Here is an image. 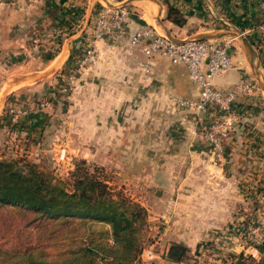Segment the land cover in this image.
I'll list each match as a JSON object with an SVG mask.
<instances>
[{
  "label": "crops",
  "instance_id": "crops-1",
  "mask_svg": "<svg viewBox=\"0 0 264 264\" xmlns=\"http://www.w3.org/2000/svg\"><path fill=\"white\" fill-rule=\"evenodd\" d=\"M120 4L132 11L126 34L105 35L93 46L94 59H108L106 65L99 67L100 71L110 72L109 77L121 81L118 87L122 90L115 97L122 101L129 96L136 97L138 105H146L149 100L154 115L161 118L175 112L174 98L197 96V89L181 63L156 55L149 60L151 73H144L142 64L146 56L138 48L139 51L129 47V35L141 26L153 27L158 33L175 39L198 37L218 43L229 40L232 64L215 77L214 87L225 92L233 84L247 81L253 88L250 94L238 96L230 105L236 120L228 130L221 156L216 155L205 127L226 113L214 105L198 113L182 108L185 116L181 119L186 130L182 135L173 132L169 135V155L180 157L175 154L181 145L176 143L179 138L191 158L186 156L163 164L159 160L158 167L175 164L176 168H182V175L158 179L159 183L175 182L177 192L172 189V193L163 190L156 193L161 194L160 199L173 204L172 208L169 206V216H201L207 231L222 225L225 230L222 236L226 234V237L197 243L191 248L188 243L186 251L190 257L186 259L176 255L181 253L178 247L181 245L173 244L170 246L172 259L165 264H196L197 257L220 243L228 254L237 252L248 255L254 262L262 260L264 34L258 28L263 18L260 0H0V71L9 72L7 79L19 69L28 75L45 73L44 84L25 90L21 98L37 100L43 89H47L48 95L59 92L69 83V77L75 79L76 75L78 79L77 74L87 68H79L77 61L91 46V30L101 7ZM169 5L184 17L182 26L167 18ZM114 52L121 57L118 64L114 63L117 59ZM122 60L136 63L127 64ZM138 112H142L140 106ZM18 118L9 126L10 137L26 135L40 142L36 138L41 133V121L31 118V114ZM192 224L195 226L189 224V231L198 229V224ZM200 226L203 225L200 223ZM243 231L251 232L249 240L237 239L234 235Z\"/></svg>",
  "mask_w": 264,
  "mask_h": 264
},
{
  "label": "rangeland",
  "instance_id": "rangeland-1",
  "mask_svg": "<svg viewBox=\"0 0 264 264\" xmlns=\"http://www.w3.org/2000/svg\"><path fill=\"white\" fill-rule=\"evenodd\" d=\"M129 47L138 50L132 45ZM118 54H113L117 56L116 64L121 62ZM107 60L95 57L94 63L77 74L78 79L75 75V79L69 80L59 92L49 95L47 89H43L37 100L21 98L20 94L44 84L45 73L28 75V72L19 69L7 79L9 72L0 71V159L14 160L20 165L24 160L36 163L41 170L63 179H67L74 161L85 160L92 170L97 169L113 193H122L145 211V223L139 237L142 249L151 247L155 256L145 260L138 257L135 264L169 262L172 259L170 246L173 244L182 246H178L181 250L178 257L189 258L188 249L186 251L188 243L191 248L217 237L222 240L226 234L222 236V225L215 226L214 231H207L204 218L198 215L169 216L168 209L173 204L160 199L161 194L156 193V190L172 193V189L177 192L175 182L168 183L166 180L159 183L158 179L182 175V168H176L175 164L158 167L159 160L163 164L185 159L186 156L191 158L187 155L184 141L179 138L176 143L181 145L175 154L180 157L169 155V135L172 132L184 134L186 124L181 116L184 118L185 114L181 112V107L174 104L175 112L170 117L160 118L154 115L156 113L149 100H146V105H138L136 97L129 96L125 101L115 97L114 94L122 90L118 87L121 81L112 79L108 76L110 72L100 71L99 68L106 65ZM26 75L30 77L26 78ZM45 100L49 101L48 106L43 105ZM20 105L28 110L26 116L31 114V118L41 121V133L36 138L40 142L36 143L33 137L26 135L10 137L9 126L19 118L14 120L8 110ZM139 106L142 112H138ZM192 223L198 224V229L189 231L187 227ZM74 229L72 220L62 223L38 218L22 207L0 204V263L5 262V257L10 254H42L51 259L60 251L75 247L76 240L71 237ZM81 229H78L79 232ZM243 232L234 235L237 239L249 240L251 232ZM202 255L197 257L196 264H264V256L254 262L242 253L228 254L222 243L207 249Z\"/></svg>",
  "mask_w": 264,
  "mask_h": 264
},
{
  "label": "trees",
  "instance_id": "trees-1",
  "mask_svg": "<svg viewBox=\"0 0 264 264\" xmlns=\"http://www.w3.org/2000/svg\"><path fill=\"white\" fill-rule=\"evenodd\" d=\"M167 18L178 26L185 22L172 5L168 6ZM23 162L20 165L0 159V204L22 207L38 218L62 223L72 220L76 229L71 237L76 245L51 259L42 254H10L0 264L137 262L142 250L139 233L146 218L142 207L120 192L113 193L97 169L92 170L85 160L74 161L67 179L41 170L36 163Z\"/></svg>",
  "mask_w": 264,
  "mask_h": 264
},
{
  "label": "built area",
  "instance_id": "built-area-1",
  "mask_svg": "<svg viewBox=\"0 0 264 264\" xmlns=\"http://www.w3.org/2000/svg\"><path fill=\"white\" fill-rule=\"evenodd\" d=\"M263 18L259 30L264 34V0H260ZM132 11L122 4L104 5L99 10L91 30V46L84 51L78 59L79 68L94 63V42L105 35L126 34V27L130 22ZM129 43L137 47L145 56L142 69L146 75L151 73L150 58L159 55L173 63H181L187 70L188 77L197 89L196 97H176L174 102L181 108L198 113L209 106H217L225 115L214 119L205 127V134L212 144L217 156L224 150V141L228 136L231 123L236 120V115L231 111L230 105L240 95L250 94L252 86L247 81L233 84L228 91L222 92L214 87V79L230 68L232 64L229 53L230 41L216 42L206 38L175 39L167 34L158 33L155 28L141 26L129 35ZM70 80L73 77H69ZM48 106V101L43 103ZM25 107H10L8 113L13 117L27 115ZM64 152V149L62 150ZM63 153L61 157H63ZM151 247L143 248L139 258L142 260L153 258Z\"/></svg>",
  "mask_w": 264,
  "mask_h": 264
},
{
  "label": "flooded vegetation",
  "instance_id": "flooded-vegetation-1",
  "mask_svg": "<svg viewBox=\"0 0 264 264\" xmlns=\"http://www.w3.org/2000/svg\"><path fill=\"white\" fill-rule=\"evenodd\" d=\"M177 251V249H175Z\"/></svg>",
  "mask_w": 264,
  "mask_h": 264
},
{
  "label": "water",
  "instance_id": "water-1",
  "mask_svg": "<svg viewBox=\"0 0 264 264\" xmlns=\"http://www.w3.org/2000/svg\"><path fill=\"white\" fill-rule=\"evenodd\" d=\"M233 125V124H232Z\"/></svg>",
  "mask_w": 264,
  "mask_h": 264
}]
</instances>
